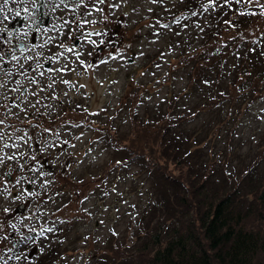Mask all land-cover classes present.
<instances>
[{"label": "rangeland", "instance_id": "1", "mask_svg": "<svg viewBox=\"0 0 264 264\" xmlns=\"http://www.w3.org/2000/svg\"><path fill=\"white\" fill-rule=\"evenodd\" d=\"M178 1L183 0H42L43 5L41 0H0V178L6 170L13 181L0 191L4 248L15 238L16 226L42 221L54 210L68 227L61 245L64 264H92L110 242L124 253L137 249L145 186L135 168L107 176L104 148L71 115L87 112L90 125L101 124L127 88L139 87L142 101L152 104L182 89V72L172 68V60L187 33L174 35L164 19ZM21 10L26 12L22 20L15 17ZM18 43L21 48L11 50ZM234 103L227 125L235 120L233 141L244 151L258 142L257 132L264 128V92ZM126 122L123 112L115 118L120 130ZM15 158H27L18 171L10 165ZM73 177L95 183L66 192L61 185ZM35 198H47L38 212ZM19 204L23 208L17 213Z\"/></svg>", "mask_w": 264, "mask_h": 264}, {"label": "trees", "instance_id": "2", "mask_svg": "<svg viewBox=\"0 0 264 264\" xmlns=\"http://www.w3.org/2000/svg\"><path fill=\"white\" fill-rule=\"evenodd\" d=\"M205 2L178 1L164 18L174 35L187 33L172 60V68L182 72V89L154 105L142 101L139 87L127 88L101 124L90 125L87 112L71 115L104 148L107 176L135 168L145 186L137 249L124 253L110 242L92 264H264V128L258 142L242 151L233 141L235 120L227 125L234 99L264 92V14L257 6L264 0L228 5L216 0L207 12ZM24 14L15 17L22 20ZM121 112L127 118L123 130L115 123ZM88 182L95 179L73 177L61 187L70 192ZM46 200L35 198L36 212ZM53 213L16 226L15 238L0 246V264H64L61 245L68 227Z\"/></svg>", "mask_w": 264, "mask_h": 264}, {"label": "snow or ice", "instance_id": "3", "mask_svg": "<svg viewBox=\"0 0 264 264\" xmlns=\"http://www.w3.org/2000/svg\"><path fill=\"white\" fill-rule=\"evenodd\" d=\"M4 2L7 3V0H4ZM101 2H102V0H101ZM152 2L155 3V2H157V0H152ZM236 2L239 3L240 0H236ZM247 2H248V3H252V0H247ZM230 3H231V0H224V4H225V5H228V4H230ZM215 4H216V0H208V3L205 4V5H203L202 7H203L204 11L207 12L210 8L214 7ZM257 6L261 8V13H260V14H264V5H260V4H258ZM221 7H223V5H222ZM244 14H246V13H241V15H244ZM251 14H252V15H256L257 13H251ZM191 15H192V16H195V15H197V13H196V12H192ZM225 23H226V24H229L230 22H229V21H225ZM163 27H168V26H167V25H163ZM201 31H203V29H201ZM64 83H65V84H68V83H70V82L67 81V80H65ZM49 87H51V85H49ZM81 87H83V85H81ZM0 123H3V122L0 121ZM45 131H47V130H45ZM8 159H11V157H8ZM2 162H3V161L0 160V163H2ZM4 211H5V212H8L9 209H5Z\"/></svg>", "mask_w": 264, "mask_h": 264}, {"label": "flooded vegetation", "instance_id": "4", "mask_svg": "<svg viewBox=\"0 0 264 264\" xmlns=\"http://www.w3.org/2000/svg\"><path fill=\"white\" fill-rule=\"evenodd\" d=\"M5 56L7 57V53L5 54ZM26 162H27V158L26 159L15 158V162H13L12 164L10 163V165L12 166L11 168L13 169V171H18L22 168L24 164H26ZM4 173H5V179L0 178V191L9 188L13 184L11 176L6 172V170L4 171ZM10 183L11 185L8 187Z\"/></svg>", "mask_w": 264, "mask_h": 264}, {"label": "water", "instance_id": "5", "mask_svg": "<svg viewBox=\"0 0 264 264\" xmlns=\"http://www.w3.org/2000/svg\"><path fill=\"white\" fill-rule=\"evenodd\" d=\"M21 208H22V206L20 205L18 209L21 210Z\"/></svg>", "mask_w": 264, "mask_h": 264}]
</instances>
